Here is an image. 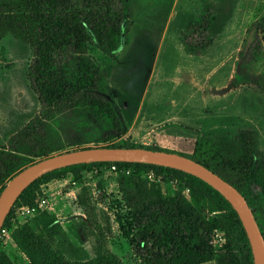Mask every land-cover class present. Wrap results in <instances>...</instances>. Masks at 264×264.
<instances>
[{"label":"rangeland","instance_id":"obj_1","mask_svg":"<svg viewBox=\"0 0 264 264\" xmlns=\"http://www.w3.org/2000/svg\"><path fill=\"white\" fill-rule=\"evenodd\" d=\"M110 1L114 10L129 14L121 46L108 51L92 36L87 53L109 83L110 93L106 96L116 105L126 133L118 136L89 115L63 112L61 108L60 112L44 110L28 79L32 48L26 41L6 34L0 40V148L7 147L10 138L27 124L51 119L49 124L54 130H43L45 144L54 150L47 156L131 143L192 155L196 141L206 137L224 155L233 157L239 148L240 132L251 131L256 155L264 157V92L253 83L256 62L247 46L250 30L264 19V0ZM204 11L216 17L213 39L203 47V54H190L183 46L182 33ZM190 40L196 42L197 35ZM140 107L146 114L164 116L139 120L136 113ZM138 120L145 121L146 130L135 137L130 127ZM31 154L24 157V167L44 158ZM218 170L232 179L236 176L221 167ZM129 176L104 174L97 168L85 172L80 181L68 176L54 187H46L54 180L43 184L33 204L20 206L34 205L40 196H48L51 209L38 212L20 225L12 240L0 244V256L8 257L13 264H33V260L45 261L51 255L66 263L101 259L104 264H146L138 253L137 212L128 206L124 196V188L131 184ZM135 179V188H155L163 197L178 195L166 184L153 183L142 176ZM253 189L260 194L259 187ZM190 204L207 222L217 216L208 205L202 208ZM261 210L258 207L256 215L262 221ZM18 230L31 231L33 260L18 246ZM220 230L225 232L226 243L220 246L213 242V246L221 255L227 253L229 237L225 229ZM240 250L235 247L234 251Z\"/></svg>","mask_w":264,"mask_h":264},{"label":"trees","instance_id":"obj_2","mask_svg":"<svg viewBox=\"0 0 264 264\" xmlns=\"http://www.w3.org/2000/svg\"><path fill=\"white\" fill-rule=\"evenodd\" d=\"M128 16L114 10L110 0H0V40L6 34H11L31 46L32 61L28 79L44 110L60 112L61 108L63 112L89 115L119 136L127 130L116 105L106 96L110 93L109 83L100 66L88 55L87 49L92 36L108 51L120 48L128 30ZM215 21L213 12L204 11L188 23L182 33V43L187 52L194 55L204 53L203 47L213 39L212 26ZM195 35L197 41L192 42L190 37ZM249 38L248 54L256 62V78L253 83L264 92V19L250 30ZM50 120L38 119L36 123L27 124L10 138L7 147L0 148L2 189L10 176L24 167V157L31 156V153H35V157H47L54 151L47 147L43 135L46 128L54 130L49 124ZM238 140L239 148L233 157L224 155L206 137L199 138L193 154L185 156L204 164L240 190L247 198L264 234V219L261 221L256 215L258 207L264 213V157L258 158L256 155L253 132H240ZM29 145L32 146L30 149ZM35 147L39 148L38 152H35ZM119 147L142 146L131 143ZM152 149L171 151L157 147ZM109 164H115L121 170H133L130 173L121 172L120 175H130L132 179L131 184L124 188V196L128 206L137 212L136 226L140 235L138 253L146 264H202L212 260H216L217 264H254L242 222L221 193L192 174L153 164L92 162L56 169L24 190L8 214L5 225L15 208L21 204L34 203L36 192L43 184L68 176L73 181H80L85 172ZM219 167L232 171L235 178L223 175ZM148 170L163 172L168 177L185 181L190 194L177 190V196L163 197L155 188L147 190L138 185L135 188V177H141ZM255 186L260 188V194L255 193ZM190 202L202 208L208 205L217 216L209 222L205 221L197 215ZM219 229H225L229 237L227 253L221 255L213 246V233ZM15 240L33 260L34 241L31 231L18 230ZM235 247L241 249V252H235ZM142 249L145 251L140 253ZM51 256L45 261L33 260V264H104L101 259L66 263ZM0 264L13 262L6 256H0Z\"/></svg>","mask_w":264,"mask_h":264},{"label":"water","instance_id":"obj_3","mask_svg":"<svg viewBox=\"0 0 264 264\" xmlns=\"http://www.w3.org/2000/svg\"><path fill=\"white\" fill-rule=\"evenodd\" d=\"M92 162L153 164L181 170L202 179L221 193L235 209L249 239L254 264H264V234L253 209L240 190L188 156L146 147H85L47 156L22 168L8 180L0 192V229L19 196L34 181L56 169Z\"/></svg>","mask_w":264,"mask_h":264},{"label":"built area","instance_id":"obj_4","mask_svg":"<svg viewBox=\"0 0 264 264\" xmlns=\"http://www.w3.org/2000/svg\"><path fill=\"white\" fill-rule=\"evenodd\" d=\"M100 170L104 174L113 173L120 175L121 172L130 173L133 170L128 169H119L115 164L103 165L100 167ZM142 177L147 181L158 183L161 185H167L172 187L175 190H182L183 193L189 195L190 189L185 186V184L180 181L178 178L168 177L163 172H158L155 170H148L142 173ZM51 209L49 204L48 196H40L34 205L30 206H20L15 208L13 215L9 217L7 224L5 222L0 229V244L7 243L9 240H12L13 232L20 227L28 218L35 216L38 212L49 211ZM213 242L215 245L219 244L223 246L226 243V235L223 230H216L213 233Z\"/></svg>","mask_w":264,"mask_h":264},{"label":"crops","instance_id":"obj_5","mask_svg":"<svg viewBox=\"0 0 264 264\" xmlns=\"http://www.w3.org/2000/svg\"><path fill=\"white\" fill-rule=\"evenodd\" d=\"M162 115L164 116V114H162V113H157L156 114V113H153V112L146 114V112L144 113L142 111V108L140 107L137 110L136 118L139 119V120H142L144 118L151 117V116L162 118ZM144 123H145V121H139L138 123L131 125L130 133H132L135 137H139L142 134V132L144 130H146V124H144ZM62 182H65V179H59V180H56V181L54 180V181H52V183L48 182L49 184H47L46 187H48V188L49 187H54L56 185L55 183L62 184ZM53 184H54V186H53Z\"/></svg>","mask_w":264,"mask_h":264}]
</instances>
